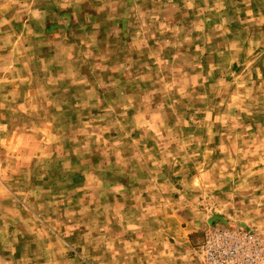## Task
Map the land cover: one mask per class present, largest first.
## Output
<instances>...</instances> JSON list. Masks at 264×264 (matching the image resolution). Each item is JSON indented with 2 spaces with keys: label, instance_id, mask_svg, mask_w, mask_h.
<instances>
[{
  "label": "rangeland",
  "instance_id": "obj_1",
  "mask_svg": "<svg viewBox=\"0 0 264 264\" xmlns=\"http://www.w3.org/2000/svg\"><path fill=\"white\" fill-rule=\"evenodd\" d=\"M207 1L0 0V52L10 53L1 66L19 72L28 89L21 95L55 120L57 155L44 154L38 164L53 166V190L70 184L74 226L87 228L73 240L90 255L104 243V222L114 226L99 213H114L125 181L137 183L128 196L146 189L152 207L169 196L172 212L203 216L201 263L210 226L264 235L245 226L262 203L244 202L264 192V76L255 75L264 69V42L256 39L264 26L216 42L226 36L224 16L221 26L200 29L203 40L215 41L197 49L189 41L199 29L180 20L189 5ZM242 30L256 40H236ZM86 177L91 185L82 191Z\"/></svg>",
  "mask_w": 264,
  "mask_h": 264
},
{
  "label": "crops",
  "instance_id": "obj_2",
  "mask_svg": "<svg viewBox=\"0 0 264 264\" xmlns=\"http://www.w3.org/2000/svg\"><path fill=\"white\" fill-rule=\"evenodd\" d=\"M246 1L249 0L242 3L221 0L218 4L210 0L195 3L194 8L189 5L187 10L191 13L188 19L181 17L180 26L199 29L189 43L194 47L200 43L213 44V38L203 40L200 29L221 26L218 20L224 16L227 17L226 36L216 38V42L235 40L233 35L239 28L264 26V6L253 8ZM242 36L243 39L236 40L264 42L260 32L256 39L245 30ZM9 56V52H0V264H202L197 248L202 239L203 216L194 219L187 210L180 208L172 212L169 196H161L156 207H152L145 195L146 189L142 195L128 196L130 187L137 185L134 181L121 183L120 194L114 195V213L110 212L109 216L106 210L99 213L103 221L113 219L114 226L108 227L104 222L98 230L99 238H104L98 255H90L82 245L85 242H74L73 239L85 234L87 228L74 226L70 215V184L67 180L62 184V193L53 190V166L38 164L44 154L46 158L57 155L55 120L51 115L39 114L40 101H29L26 94L21 95L22 90L28 89L19 81L20 73L10 66H1L7 64ZM199 56L201 58L203 53ZM255 75L264 76V69ZM90 185L86 177L79 189L83 191ZM145 186L156 185L150 182ZM245 200L246 203H262L255 210L250 207L253 220L245 222V226L264 232V192L252 194ZM102 203L104 206L106 200ZM176 220H180L179 225L174 224ZM107 236H113L112 244H108Z\"/></svg>",
  "mask_w": 264,
  "mask_h": 264
},
{
  "label": "built area",
  "instance_id": "obj_3",
  "mask_svg": "<svg viewBox=\"0 0 264 264\" xmlns=\"http://www.w3.org/2000/svg\"><path fill=\"white\" fill-rule=\"evenodd\" d=\"M202 264H260L264 235L239 226H210L200 245Z\"/></svg>",
  "mask_w": 264,
  "mask_h": 264
}]
</instances>
